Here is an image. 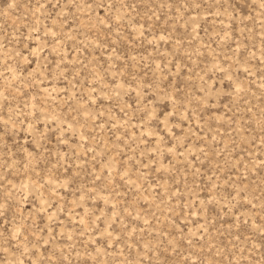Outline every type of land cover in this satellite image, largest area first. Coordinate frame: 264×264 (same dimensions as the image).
I'll return each mask as SVG.
<instances>
[{"label": "rangeland", "instance_id": "obj_1", "mask_svg": "<svg viewBox=\"0 0 264 264\" xmlns=\"http://www.w3.org/2000/svg\"><path fill=\"white\" fill-rule=\"evenodd\" d=\"M0 264H264V0H0Z\"/></svg>", "mask_w": 264, "mask_h": 264}]
</instances>
